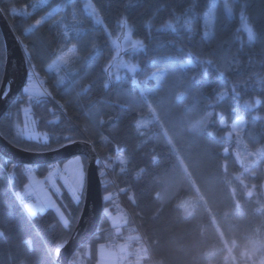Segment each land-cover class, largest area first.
I'll return each instance as SVG.
<instances>
[{
  "label": "trees",
  "instance_id": "trees-1",
  "mask_svg": "<svg viewBox=\"0 0 264 264\" xmlns=\"http://www.w3.org/2000/svg\"><path fill=\"white\" fill-rule=\"evenodd\" d=\"M89 1L97 15L84 11L85 0H0L27 69L50 96L29 99L22 88L0 117V134L26 151L82 140L101 162L116 158L107 170L157 264L247 262L251 243L264 250V118H254L256 112L264 116V0H217L208 37L203 14L210 0ZM248 25L256 33L252 42ZM123 32L131 42L117 55ZM134 41H142L143 49ZM71 48L69 63L52 69L53 60ZM129 65L139 69L133 73ZM3 66L0 34V83ZM256 96L261 103L250 110L244 102ZM27 103L37 137L17 132ZM237 118L243 121L240 133L231 126ZM242 147L261 153L252 169ZM26 166L0 154V264H58L57 247L73 231L84 189L76 201L67 190L57 196L67 224L52 208L29 214L18 196ZM34 168L39 176L47 173V164ZM102 203L94 234L69 264L78 253L81 264H93L97 245L111 239L104 188ZM253 260L248 264H264Z\"/></svg>",
  "mask_w": 264,
  "mask_h": 264
},
{
  "label": "water",
  "instance_id": "water-1",
  "mask_svg": "<svg viewBox=\"0 0 264 264\" xmlns=\"http://www.w3.org/2000/svg\"><path fill=\"white\" fill-rule=\"evenodd\" d=\"M0 34L4 44V66L0 83V117L11 105L27 81V58L19 38L0 8ZM14 72V79L10 77ZM0 154L15 164L46 165L72 156L86 158L85 189L81 210L69 238L58 245L56 261L69 264L73 252L94 234L103 211L102 189L97 154L89 141H73L55 149L31 152L18 148L0 134Z\"/></svg>",
  "mask_w": 264,
  "mask_h": 264
},
{
  "label": "rangeland",
  "instance_id": "rangeland-1",
  "mask_svg": "<svg viewBox=\"0 0 264 264\" xmlns=\"http://www.w3.org/2000/svg\"><path fill=\"white\" fill-rule=\"evenodd\" d=\"M85 1H86V3L90 2L89 0H85ZM128 42H131V39H130L127 32H123L119 36V40H118V43L121 46L115 45V47L117 49V55H120L123 51L126 50V48H127L126 45ZM133 43H134V46H138V44H135V41ZM72 50H73L72 48L69 49L66 53L62 54L61 56H69L71 54L70 55V58H71L72 57ZM59 57L55 58L52 62L51 68L54 70H59L62 66V64H60L59 66H57L55 64V61ZM119 65L125 66L126 64H125V62L121 61ZM29 69H33V68L29 66ZM34 74L37 75L35 72H34ZM25 87H28V89H29V91L26 92L29 99L30 98H36L39 96V94L41 92H43L41 80H39V78L27 79L26 83L23 86V91H24ZM43 93L46 94V91L44 90ZM46 95H47V97H50L48 95V93ZM28 109H29V103H27L26 107L23 109V115H24L23 116L24 117L23 123H20L17 126V132H18V135H20V136H27V137L28 136H35V137H37L38 134H36V131H35L34 125H33V120H32V118L28 112ZM236 120H238V118L235 119L234 121H236ZM232 124H233V122H232ZM232 124H231V126H232ZM242 127H243V123L238 125L235 130L233 129V127H232V129L236 133H240ZM241 156H242V159H244L246 161L247 167L252 169L253 164L256 161L260 160L261 153L259 150H253V149H248L246 147H242L241 148ZM79 157L81 158L80 163L82 165V170H83V186L81 188H79L78 190H75V192H70L68 190V188H66L64 186V182L60 179V176L63 174V168H64L62 166V164L67 160L68 161L73 160L75 158V156H72L68 159H65V160H62L59 162L47 164V173L44 176H39L36 174V172L34 170L35 165L27 164L26 171L28 173V177H27L26 182L24 183L22 190L18 191V196L20 198L21 197H27V196L32 197V199L30 201H27L25 204L28 203V205L29 204L34 205L36 203H40V205H42V206H46L47 208H52L56 212L60 221L64 224H67L68 223L67 214H66L65 210L63 209V207L61 206V204L59 203L57 196H59V193L61 192V190H67L71 194L73 200L76 201L77 200L76 197L78 196V198H79L83 189H85V168H86V165H84V161H83L82 157L81 156H79ZM118 160L121 161V157H119ZM115 161H117L116 158H114L113 162L108 163V161L105 159V161L102 163L104 164L103 165L104 167H106V166L108 167L110 165H113ZM97 165H98V175H99L100 174V167H101L100 161L97 163ZM57 169H59V171H57ZM70 171H72L73 173L77 172L75 164L70 165ZM35 179H38V183L34 182ZM53 179L55 180V183H52ZM69 183H71L70 179H69ZM39 187L42 188V190L39 193H37L36 190ZM49 202H51V203H49ZM190 203H192L191 199L187 200L183 206L185 208H187V206ZM105 211L109 216L111 224L116 225L119 221V216L117 214H115L114 212H112L109 208H105ZM244 256H245L244 258L248 261L247 262L245 261L242 264H248V262L249 263L253 262L254 256H256L258 259H264V250L261 246V243L260 242L257 244L251 243V245L248 247V249L244 251ZM72 263L73 264H81V253H78V255L73 259ZM93 264H114L113 263V254H112L111 250L108 248L106 243H100L99 245H97V259Z\"/></svg>",
  "mask_w": 264,
  "mask_h": 264
},
{
  "label": "built area",
  "instance_id": "built-area-1",
  "mask_svg": "<svg viewBox=\"0 0 264 264\" xmlns=\"http://www.w3.org/2000/svg\"><path fill=\"white\" fill-rule=\"evenodd\" d=\"M33 69L28 70L27 79H37ZM33 73V74H32ZM100 161L99 180L101 189L105 190V197L108 200L111 211L119 216V221L113 227L111 239L107 246L113 254L114 264H157L152 257L145 235L138 224L133 212L123 201L120 191L101 159L97 155V163ZM32 199L31 196L21 197L19 201L25 204Z\"/></svg>",
  "mask_w": 264,
  "mask_h": 264
},
{
  "label": "snow or ice",
  "instance_id": "snow-or-ice-1",
  "mask_svg": "<svg viewBox=\"0 0 264 264\" xmlns=\"http://www.w3.org/2000/svg\"><path fill=\"white\" fill-rule=\"evenodd\" d=\"M88 9H91V12L93 15H97V9L93 6V4L91 2H88L85 6L84 11L87 13ZM216 9V7L214 6L212 9H209L203 14V20H204V25L205 28L207 29L204 32V36L208 37L209 35H211V30L213 28V23H214V10ZM191 11V10H190ZM229 14H231L232 9L229 8L228 9ZM40 21H37V24H39ZM124 23L127 24V20H124ZM185 23L188 26V31L191 32L192 29V23L190 20L185 21ZM169 28H173V31H175V28L173 27L172 24L168 25ZM247 38L249 42H252L256 39V33L253 29V27L251 25L247 26ZM135 44H139L141 46V49H143V43L142 41H135ZM75 49L72 50V53L74 54ZM71 55V54H70ZM70 55L69 56H60L56 61L55 64L57 66H59L60 64H67L69 63L70 60ZM191 63V61H189ZM129 70L132 71L133 73L136 72V67L135 65H129ZM221 76H223V73H220ZM154 78L156 80L159 81L160 76L159 75H155ZM133 83H136L135 80H133ZM105 88L108 87V84L105 83L104 85ZM141 90L142 91H147V89L143 88V85H141ZM25 92H28L29 89L28 87L24 88ZM221 98H223V96H221ZM255 105L252 106V108H254ZM221 123H225V121L222 119ZM241 123H243L241 118H238V120L233 121L232 127L235 130L237 128L238 125H240ZM142 126V122H137L136 127L139 129ZM70 139V138H69ZM81 158L79 156L75 157L73 160L68 161L65 165H64V169H63V174L60 176V179L64 182V186L66 188H68V190L70 192H75L76 187L78 186H82V182H83V170H82V165L80 163ZM125 161L121 158V163H124ZM75 164L77 166L78 171L73 173L72 171H70V165ZM57 171H59V169H57ZM69 179L71 180V183H69ZM52 183H55V180H52ZM76 199L78 200V196L76 197ZM51 203V202H49ZM36 208H39L41 211H47V207L46 206H42L40 204L37 205H33V204H29L27 205V211L29 214H35V210Z\"/></svg>",
  "mask_w": 264,
  "mask_h": 264
},
{
  "label": "clouds",
  "instance_id": "clouds-1",
  "mask_svg": "<svg viewBox=\"0 0 264 264\" xmlns=\"http://www.w3.org/2000/svg\"><path fill=\"white\" fill-rule=\"evenodd\" d=\"M225 3H227V0H225ZM214 6L215 7L217 6V0H210L209 9H212ZM188 64H190V62H188ZM183 66H186V65H182V67ZM135 67H136V70L139 69V65H135ZM159 76H160V79H159V81H160L163 79V73H160ZM159 81L156 80L157 83H159ZM244 103H245V106L251 110L253 105H255V107L260 105L261 98L256 96V97H253L251 100H245ZM209 115H211V114H209ZM254 118L255 119H261V118H264V116H262L259 112H256Z\"/></svg>",
  "mask_w": 264,
  "mask_h": 264
},
{
  "label": "crops",
  "instance_id": "crops-1",
  "mask_svg": "<svg viewBox=\"0 0 264 264\" xmlns=\"http://www.w3.org/2000/svg\"><path fill=\"white\" fill-rule=\"evenodd\" d=\"M76 157V156H75ZM68 162V160L67 161H65L63 164H62V166L64 167V165L66 164ZM64 169V168H63ZM76 169H77V166H76ZM77 171H78V169H77ZM71 181V180H70ZM34 182L36 183H38V179H35L34 180ZM82 186H83V182H82ZM82 186H78V187H76V189L75 190H78L79 188H81ZM42 190V188H37V193H39L40 191ZM29 194V193H28ZM26 195V194H25ZM37 204H40V203H36V204H34V205H37ZM27 205H28V203L27 204H25V208H26V211H27ZM35 211H40L39 210V208H36V210ZM28 212V211H27Z\"/></svg>",
  "mask_w": 264,
  "mask_h": 264
},
{
  "label": "bare ground",
  "instance_id": "bare-ground-1",
  "mask_svg": "<svg viewBox=\"0 0 264 264\" xmlns=\"http://www.w3.org/2000/svg\"><path fill=\"white\" fill-rule=\"evenodd\" d=\"M13 79H14V72H12V74H11V77H10V82H12V81H13Z\"/></svg>",
  "mask_w": 264,
  "mask_h": 264
}]
</instances>
